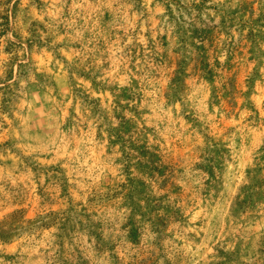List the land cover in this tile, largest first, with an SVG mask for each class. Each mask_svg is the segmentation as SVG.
Here are the masks:
<instances>
[{"label": "rangeland", "instance_id": "1", "mask_svg": "<svg viewBox=\"0 0 264 264\" xmlns=\"http://www.w3.org/2000/svg\"><path fill=\"white\" fill-rule=\"evenodd\" d=\"M0 264H264V0H0Z\"/></svg>", "mask_w": 264, "mask_h": 264}]
</instances>
